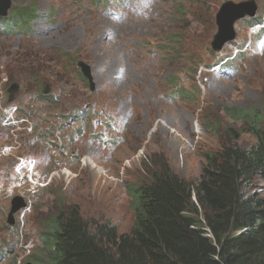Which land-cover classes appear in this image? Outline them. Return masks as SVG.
Returning <instances> with one entry per match:
<instances>
[{
  "label": "rangeland",
  "instance_id": "rangeland-1",
  "mask_svg": "<svg viewBox=\"0 0 264 264\" xmlns=\"http://www.w3.org/2000/svg\"><path fill=\"white\" fill-rule=\"evenodd\" d=\"M226 1L13 0L9 12L36 5L41 16L26 43L63 58L65 69L57 71L66 83L53 84L62 76L51 60L42 91L48 86L55 105L21 90L8 102L10 85L1 74L0 264H34L43 223L63 199L78 204L87 220L130 231L131 187L148 180L155 161L167 159L175 173L196 180L205 154L225 142L226 128H245L228 111L264 112V0H255L253 17L262 23L239 20L236 39L213 52L217 11ZM11 42L0 37L2 69L22 52L23 41ZM5 44L12 49L2 51ZM80 61L90 66L94 90L79 77ZM181 88L193 96L181 98ZM254 141L243 133L238 143ZM18 196L24 206L11 224Z\"/></svg>",
  "mask_w": 264,
  "mask_h": 264
},
{
  "label": "trees",
  "instance_id": "trees-1",
  "mask_svg": "<svg viewBox=\"0 0 264 264\" xmlns=\"http://www.w3.org/2000/svg\"><path fill=\"white\" fill-rule=\"evenodd\" d=\"M95 1L99 5L103 0ZM40 16L34 4L0 17V37L24 43L21 53L10 57L4 69L0 66V79L4 72L7 85L18 82L21 91H33L28 93L34 101L31 93H38L35 97L42 105L51 107L57 98L42 91L44 81L50 80L47 62H56L54 74L62 76L57 70L65 69V61L26 43ZM257 21L262 22L252 19L249 25ZM12 34L17 37L8 38ZM65 77L52 82L65 84ZM79 77L86 80L81 73ZM169 81L178 83L174 78ZM177 93L184 99L193 96L184 88ZM17 110L22 108L16 105ZM228 112L245 128H226L225 142L216 152L205 154L196 180L175 173L167 159L155 161L148 180L131 187L135 221L124 233L111 222L87 220L78 204L63 199L43 223L41 256L34 258V264H264V112L254 108ZM243 133L252 134L255 141L240 145Z\"/></svg>",
  "mask_w": 264,
  "mask_h": 264
},
{
  "label": "water",
  "instance_id": "water-1",
  "mask_svg": "<svg viewBox=\"0 0 264 264\" xmlns=\"http://www.w3.org/2000/svg\"><path fill=\"white\" fill-rule=\"evenodd\" d=\"M13 0H0V17L6 18L9 16V10L12 8ZM258 5L255 0H244L240 2L226 1L217 11L216 24L218 25V33L211 40V50L213 52H220L226 44L231 43L237 37L236 24L239 20L247 17H256ZM81 74L87 79L91 90L95 89V82L92 77L90 66L80 61L78 63ZM20 90L18 82H13L8 88L9 98L8 102H13L15 94ZM48 86L45 87L43 93L47 94ZM12 207L9 213V222H15L14 215L21 209L23 205L22 198L15 197L12 201ZM30 264V263H29Z\"/></svg>",
  "mask_w": 264,
  "mask_h": 264
},
{
  "label": "bare ground",
  "instance_id": "bare-ground-1",
  "mask_svg": "<svg viewBox=\"0 0 264 264\" xmlns=\"http://www.w3.org/2000/svg\"><path fill=\"white\" fill-rule=\"evenodd\" d=\"M88 159H89L88 161H89L90 164L92 163L93 165L96 166L95 162H94V161H91V160H92L91 158H88ZM88 161H87V162H88ZM87 162H86V163H87ZM87 165H88V164H87ZM100 170H101V169H100ZM66 173H67V172H66Z\"/></svg>",
  "mask_w": 264,
  "mask_h": 264
},
{
  "label": "clouds",
  "instance_id": "clouds-1",
  "mask_svg": "<svg viewBox=\"0 0 264 264\" xmlns=\"http://www.w3.org/2000/svg\"><path fill=\"white\" fill-rule=\"evenodd\" d=\"M250 19H253V18H250ZM227 45V44H226ZM15 112V111H14Z\"/></svg>",
  "mask_w": 264,
  "mask_h": 264
}]
</instances>
